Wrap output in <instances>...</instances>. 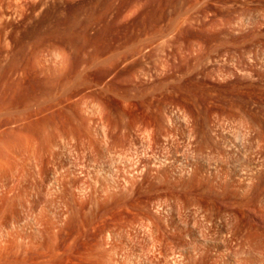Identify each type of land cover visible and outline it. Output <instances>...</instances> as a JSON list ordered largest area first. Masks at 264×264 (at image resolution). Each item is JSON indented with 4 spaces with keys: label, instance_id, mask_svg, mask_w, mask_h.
<instances>
[{
    "label": "rangeland",
    "instance_id": "1",
    "mask_svg": "<svg viewBox=\"0 0 264 264\" xmlns=\"http://www.w3.org/2000/svg\"><path fill=\"white\" fill-rule=\"evenodd\" d=\"M0 264H264V0H0Z\"/></svg>",
    "mask_w": 264,
    "mask_h": 264
}]
</instances>
